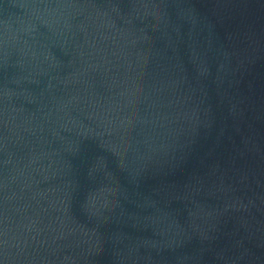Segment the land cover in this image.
Returning a JSON list of instances; mask_svg holds the SVG:
<instances>
[{
  "label": "water",
  "instance_id": "1",
  "mask_svg": "<svg viewBox=\"0 0 264 264\" xmlns=\"http://www.w3.org/2000/svg\"><path fill=\"white\" fill-rule=\"evenodd\" d=\"M0 264H264V0H0Z\"/></svg>",
  "mask_w": 264,
  "mask_h": 264
}]
</instances>
